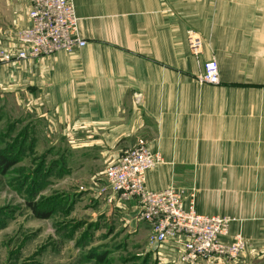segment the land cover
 <instances>
[{"label": "crops", "instance_id": "1", "mask_svg": "<svg viewBox=\"0 0 264 264\" xmlns=\"http://www.w3.org/2000/svg\"><path fill=\"white\" fill-rule=\"evenodd\" d=\"M72 2L85 46L2 62L0 87L22 94L30 122L47 126L53 147L70 142L79 160L109 166L142 143L162 159L146 173V190L180 186L177 172L189 174L184 206L233 218L221 241L245 240L234 264H264L257 227L264 225V181L251 175L264 174V160L257 166L253 159L264 158V0ZM28 10L27 0H0V50L10 56L29 26ZM188 32L201 39L198 57L188 48ZM211 59L218 85L198 84L201 66ZM106 167L90 179L94 200L123 216L128 233L148 236L134 202L106 203L108 193H100ZM240 170L247 174L241 181Z\"/></svg>", "mask_w": 264, "mask_h": 264}, {"label": "rangeland", "instance_id": "2", "mask_svg": "<svg viewBox=\"0 0 264 264\" xmlns=\"http://www.w3.org/2000/svg\"><path fill=\"white\" fill-rule=\"evenodd\" d=\"M196 82L200 84L197 77ZM25 115L22 94L0 87V151L11 146V153H5L16 159L0 173V264H171L164 259L167 252L157 257L147 236L128 233L123 216L94 200L90 179L108 164L73 157L66 139L53 147L47 126ZM253 159L263 165V157ZM259 172L251 175L264 181ZM246 175L240 170L237 178ZM176 176L182 185L171 187L183 194L189 174L179 171ZM193 187L205 193L203 185ZM211 192L219 197L217 186ZM31 205L50 209V215L40 217ZM257 227L264 234V225ZM92 251L103 256L101 261L84 259Z\"/></svg>", "mask_w": 264, "mask_h": 264}, {"label": "built area", "instance_id": "3", "mask_svg": "<svg viewBox=\"0 0 264 264\" xmlns=\"http://www.w3.org/2000/svg\"><path fill=\"white\" fill-rule=\"evenodd\" d=\"M29 26L17 36L18 51L11 55L0 50V63L36 60L58 52H70L85 46L78 34L72 0H27ZM187 45L193 57L201 52L200 37L187 34ZM218 66L214 59L202 65L197 76L200 84L218 85ZM162 161L140 143L122 155L116 164L102 173L101 194L108 193L106 203L115 200L134 202L138 222L149 227V249L167 252L171 264H234L246 250L240 235L223 243L233 218L203 216L192 204L185 207L183 194L174 188L150 192L145 188V175ZM163 252V253H164Z\"/></svg>", "mask_w": 264, "mask_h": 264}, {"label": "trees", "instance_id": "4", "mask_svg": "<svg viewBox=\"0 0 264 264\" xmlns=\"http://www.w3.org/2000/svg\"><path fill=\"white\" fill-rule=\"evenodd\" d=\"M10 151L5 150V151H0V173H2L5 169H9L11 167L12 164H14L16 162V159H9L8 155L5 153L8 151V153H11V146H9L8 148ZM19 154V153H18ZM17 154V155H18ZM33 209V212L37 215H40V217H45L48 216V214L50 215V209L48 210H44V211H40L38 208L39 206H35L33 207L32 205L30 206ZM39 210V211H38ZM94 253V251H92ZM89 254L88 258H84V259H89V260H98L101 261L100 258H102L103 256H98L97 254ZM93 254V255H92ZM101 255V254H99ZM105 261V260H104Z\"/></svg>", "mask_w": 264, "mask_h": 264}]
</instances>
